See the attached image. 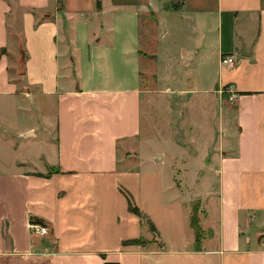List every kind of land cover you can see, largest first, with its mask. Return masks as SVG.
Here are the masks:
<instances>
[{"label":"crops","instance_id":"1","mask_svg":"<svg viewBox=\"0 0 264 264\" xmlns=\"http://www.w3.org/2000/svg\"><path fill=\"white\" fill-rule=\"evenodd\" d=\"M262 242L264 0H0V264H264Z\"/></svg>","mask_w":264,"mask_h":264},{"label":"rangeland","instance_id":"2","mask_svg":"<svg viewBox=\"0 0 264 264\" xmlns=\"http://www.w3.org/2000/svg\"><path fill=\"white\" fill-rule=\"evenodd\" d=\"M17 63V65H18V69H19V71H20V67H19V62H16ZM16 63H15V65H16ZM144 81H142L141 82V86H143L144 88H148V84H149V80H150V82H152V79L150 78V75H145L144 76ZM147 90V89H146ZM177 108H179L178 106H172V109L175 111ZM177 115V114H176ZM181 119V118H180ZM182 121H177V119L175 118V116H173L172 117V121H171V123L168 125V126H166L167 128H169L170 130H178V131H180V130H185L186 129V127L183 125V123H181ZM184 124H189L188 122L187 123H185L184 122ZM214 126H215V123H213L212 121H208L207 120V117L206 116H203V115H201V114H199V119H196L195 121H194V128L196 129V131H200V132H209V131H212L213 129H214ZM156 128H157V130L158 129H160V127L156 124ZM200 134H202V133H200ZM173 135L175 136V138L178 140V143L179 144H181V145H183V146H187V147H191V145H192V137H193V135H195V133H180V134H176V133H173ZM176 135L178 136V137H176ZM175 138H172L173 139V141L175 142L176 141V139ZM194 139H195V137H193ZM161 140V139H160ZM200 141V143H199V146H205V147H203L202 149H204V148H206V146H207V144H206V138H200L199 139ZM157 141H159V140H157ZM162 141V140H161ZM195 142V141H194ZM194 145H196L195 143H194ZM156 146H162L163 147V149L162 150H168L169 151V153H170V150H169V148H170V146H168L167 147V145H165V144H163V143H158V142H155V143H153L152 144V146L151 147H153V148H155ZM153 148H151V149H153ZM157 149V148H156ZM173 148L171 147V150H172ZM205 150V149H204ZM155 178V177H154ZM153 178V179H154ZM152 178H151V180H153Z\"/></svg>","mask_w":264,"mask_h":264},{"label":"built area","instance_id":"3","mask_svg":"<svg viewBox=\"0 0 264 264\" xmlns=\"http://www.w3.org/2000/svg\"><path fill=\"white\" fill-rule=\"evenodd\" d=\"M220 63L225 66H230L232 64V59L230 56H227L222 58ZM28 230L31 236H45L48 233V229L45 226L34 223H29ZM261 245L264 247V242H262Z\"/></svg>","mask_w":264,"mask_h":264},{"label":"trees","instance_id":"4","mask_svg":"<svg viewBox=\"0 0 264 264\" xmlns=\"http://www.w3.org/2000/svg\"><path fill=\"white\" fill-rule=\"evenodd\" d=\"M97 8H98V5H97ZM127 209L129 212L135 214V215H139L138 211L136 208H133L130 206L129 204V201L127 200ZM123 244H138V240H133V241H127V242H124Z\"/></svg>","mask_w":264,"mask_h":264}]
</instances>
